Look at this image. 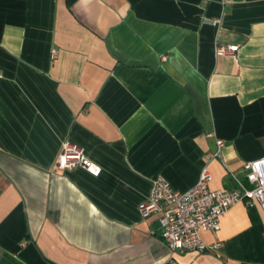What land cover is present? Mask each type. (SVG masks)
Returning a JSON list of instances; mask_svg holds the SVG:
<instances>
[{
    "label": "crops",
    "instance_id": "crops-1",
    "mask_svg": "<svg viewBox=\"0 0 264 264\" xmlns=\"http://www.w3.org/2000/svg\"><path fill=\"white\" fill-rule=\"evenodd\" d=\"M263 156L264 0H0V264H164L152 180L231 191ZM201 239L177 264H264L258 207Z\"/></svg>",
    "mask_w": 264,
    "mask_h": 264
},
{
    "label": "built area",
    "instance_id": "built-area-1",
    "mask_svg": "<svg viewBox=\"0 0 264 264\" xmlns=\"http://www.w3.org/2000/svg\"><path fill=\"white\" fill-rule=\"evenodd\" d=\"M215 21L214 23H216ZM219 51L233 54L234 46L219 48ZM58 51L53 49L51 57L56 58ZM217 150L209 158L220 159L222 140L215 141ZM82 168L92 176H98L100 168L91 163L82 148L64 144L57 160L59 171ZM244 181L235 176L237 188L231 191L211 190V175L207 166L199 174L196 184L185 192L174 190L162 177L152 180L148 198L139 204L138 210L143 219L156 216L161 229V239L170 252L164 264H177L174 257L188 252H211L220 258L219 243L210 246L201 239L202 232L216 235L220 231L221 219L237 204L247 209L258 207L264 214V156L247 162L243 166Z\"/></svg>",
    "mask_w": 264,
    "mask_h": 264
}]
</instances>
